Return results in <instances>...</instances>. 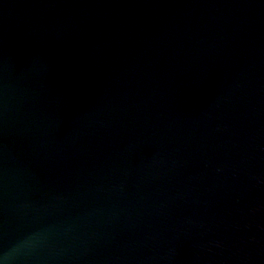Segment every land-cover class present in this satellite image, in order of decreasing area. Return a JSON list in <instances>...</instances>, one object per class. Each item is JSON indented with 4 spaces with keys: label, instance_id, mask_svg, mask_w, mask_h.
<instances>
[{
    "label": "water",
    "instance_id": "water-1",
    "mask_svg": "<svg viewBox=\"0 0 264 264\" xmlns=\"http://www.w3.org/2000/svg\"><path fill=\"white\" fill-rule=\"evenodd\" d=\"M0 264H264V0H0Z\"/></svg>",
    "mask_w": 264,
    "mask_h": 264
}]
</instances>
